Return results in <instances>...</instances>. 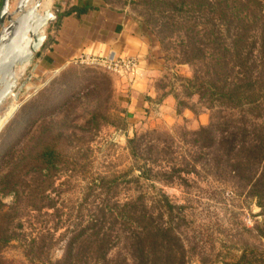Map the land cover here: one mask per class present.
<instances>
[{
  "label": "rangeland",
  "instance_id": "1",
  "mask_svg": "<svg viewBox=\"0 0 264 264\" xmlns=\"http://www.w3.org/2000/svg\"><path fill=\"white\" fill-rule=\"evenodd\" d=\"M189 1H103L150 29L158 41L159 73L139 71L137 60L135 68L117 72L79 62L44 77L30 69L1 107L0 234L8 239L0 244L3 264H56L70 244L76 252L79 228L95 214L90 203L143 199L150 205L161 194L182 208L171 220L159 219L157 211L154 219L167 226L171 221L185 264L240 258L241 264H264V216L252 190L259 170L243 168L248 152L240 151L232 154L242 158L234 175L237 162L220 150L214 128L199 140L193 136L228 112L191 87L195 71L183 62L180 42L197 16ZM131 97L145 98L144 107L130 109ZM51 150L60 158L44 168L38 156ZM99 180L109 191L91 192L84 205L88 186Z\"/></svg>",
  "mask_w": 264,
  "mask_h": 264
},
{
  "label": "trees",
  "instance_id": "2",
  "mask_svg": "<svg viewBox=\"0 0 264 264\" xmlns=\"http://www.w3.org/2000/svg\"><path fill=\"white\" fill-rule=\"evenodd\" d=\"M189 2L192 13L197 16L193 26L185 28V42L183 39L180 42L183 62L195 71L191 87L197 90L200 99L208 100L212 106L217 104L230 114L228 118V113L218 116L214 124L194 132L193 136L199 140V136L214 128L221 140L220 150L231 162L238 163L232 166L236 176L241 169L237 160L242 158L235 160L239 154H232L248 152L242 166L254 165L260 172L252 190L261 209L259 216H264L261 203L264 197V1ZM145 101L141 97L143 104ZM232 112L237 113L236 117ZM214 146L216 148L215 142ZM132 156L137 157L133 152ZM59 158V154L51 150L40 154L37 160L45 168L54 167ZM138 172L140 178H147L141 169ZM105 188L103 180L88 186L82 203H89V198L93 197L91 192L104 190L106 194L109 189ZM102 202L89 204L95 214L86 226L79 228L76 252L70 244L56 264H185L180 241L173 239L171 221L167 226L154 219L157 211L159 219L170 217L171 220L174 211L182 210L181 207L173 205L162 194L158 202L152 201L150 205L143 199ZM7 240L6 234H0V244ZM112 252H116L114 256ZM242 260L224 264H241ZM0 264H3L1 260Z\"/></svg>",
  "mask_w": 264,
  "mask_h": 264
},
{
  "label": "crops",
  "instance_id": "3",
  "mask_svg": "<svg viewBox=\"0 0 264 264\" xmlns=\"http://www.w3.org/2000/svg\"><path fill=\"white\" fill-rule=\"evenodd\" d=\"M62 6L58 23L50 31L51 41L37 59L36 77H44L86 56L132 58L138 61L139 71L159 73L158 43L133 15L110 8L103 0H63ZM132 88L138 90L137 86ZM128 101L134 112L144 107L141 97Z\"/></svg>",
  "mask_w": 264,
  "mask_h": 264
},
{
  "label": "water",
  "instance_id": "4",
  "mask_svg": "<svg viewBox=\"0 0 264 264\" xmlns=\"http://www.w3.org/2000/svg\"><path fill=\"white\" fill-rule=\"evenodd\" d=\"M61 11L56 0H1L0 109L16 94L24 75L34 70Z\"/></svg>",
  "mask_w": 264,
  "mask_h": 264
},
{
  "label": "built area",
  "instance_id": "5",
  "mask_svg": "<svg viewBox=\"0 0 264 264\" xmlns=\"http://www.w3.org/2000/svg\"><path fill=\"white\" fill-rule=\"evenodd\" d=\"M79 63H85V64H98L108 70L117 72L120 69H133L135 68L136 61L132 58H117V59H98L95 57L86 56L79 60Z\"/></svg>",
  "mask_w": 264,
  "mask_h": 264
}]
</instances>
